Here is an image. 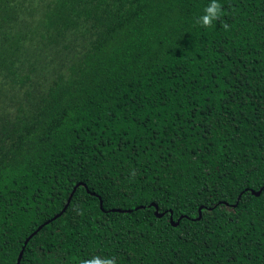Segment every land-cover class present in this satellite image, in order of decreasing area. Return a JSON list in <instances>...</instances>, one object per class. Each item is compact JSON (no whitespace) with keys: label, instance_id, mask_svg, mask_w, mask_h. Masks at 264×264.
Listing matches in <instances>:
<instances>
[{"label":"trees","instance_id":"1","mask_svg":"<svg viewBox=\"0 0 264 264\" xmlns=\"http://www.w3.org/2000/svg\"><path fill=\"white\" fill-rule=\"evenodd\" d=\"M210 2L0 0V264L76 183L18 264H264V0Z\"/></svg>","mask_w":264,"mask_h":264},{"label":"water","instance_id":"2","mask_svg":"<svg viewBox=\"0 0 264 264\" xmlns=\"http://www.w3.org/2000/svg\"><path fill=\"white\" fill-rule=\"evenodd\" d=\"M78 185H80V183H76L72 188H71V190H70V192H69V194H68V196L66 197V200H65V203L63 204V206L61 207V209L56 213V214H54L52 217H50L49 219H47V220H45V221H43L42 223H40L31 233H29L24 239H23V241H22V245H21V247H20V249H19V251H18V253H17V256H16V258H15V262H14V264H18L19 263V260H20V257H21V254H22V251H23V248H24V245L26 244V242H27V240L37 231V230H39L44 224H46V223H48V222H50L51 220H53V219H55L57 216H59L64 210H65V208H66V206H67V204H68V202H69V200H70V197H71V195H72V193H73V191H74V189L76 188V186H78ZM262 188V187H261ZM261 188H259L257 191H251V193L253 194V195H258L259 194V192H260V190H261ZM85 190L87 191V192H89L86 188H85ZM237 198H238V196H237ZM148 206H151V207H153V214H154V216L155 217H160V216H162L163 214H164V212H158L157 211V206H156V204L155 203H149L148 204ZM99 207H101V203H100V200H99ZM136 208H138V207H134V209H136ZM110 211H124V210H118V209H113V208H111V209H109ZM125 211H129V210H125ZM182 216H179V217H177V219L175 220V221H172V218H171V213L169 212V214H168V221H169V223H170V225L171 226H176L177 225V223H178V220L181 218ZM200 218V213H199V211H198V215L196 216V218H195V220H198Z\"/></svg>","mask_w":264,"mask_h":264},{"label":"clouds","instance_id":"3","mask_svg":"<svg viewBox=\"0 0 264 264\" xmlns=\"http://www.w3.org/2000/svg\"><path fill=\"white\" fill-rule=\"evenodd\" d=\"M221 15V5L217 3V0H211L210 4L204 8V15L198 18L197 23L205 27H210L212 22L219 19ZM224 27L227 28L228 26L225 24ZM130 175L135 176V171L133 170ZM80 264H115V259L93 256L91 259L81 260Z\"/></svg>","mask_w":264,"mask_h":264},{"label":"rangeland","instance_id":"4","mask_svg":"<svg viewBox=\"0 0 264 264\" xmlns=\"http://www.w3.org/2000/svg\"><path fill=\"white\" fill-rule=\"evenodd\" d=\"M48 65V64H47ZM36 66H38V64L36 63Z\"/></svg>","mask_w":264,"mask_h":264}]
</instances>
